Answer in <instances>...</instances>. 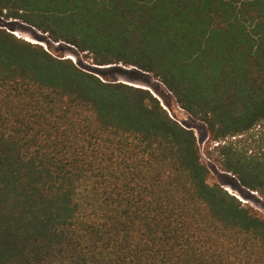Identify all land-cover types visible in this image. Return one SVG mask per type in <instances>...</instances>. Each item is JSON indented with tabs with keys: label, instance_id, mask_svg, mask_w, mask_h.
<instances>
[{
	"label": "trees",
	"instance_id": "trees-1",
	"mask_svg": "<svg viewBox=\"0 0 264 264\" xmlns=\"http://www.w3.org/2000/svg\"><path fill=\"white\" fill-rule=\"evenodd\" d=\"M1 17L50 49L0 26V264H264V215L211 181L195 131L52 43L160 81L264 197V0H0Z\"/></svg>",
	"mask_w": 264,
	"mask_h": 264
},
{
	"label": "rangeland",
	"instance_id": "rangeland-1",
	"mask_svg": "<svg viewBox=\"0 0 264 264\" xmlns=\"http://www.w3.org/2000/svg\"><path fill=\"white\" fill-rule=\"evenodd\" d=\"M0 25L5 26L9 30L13 31L15 35L18 37H22L26 40L32 41L34 43H39L43 45L45 48L50 49L48 45V38L47 40L39 39L34 36L33 31H37L34 27L28 25L27 23L23 22L22 20L18 19H4L3 17L0 18ZM40 36L47 37L46 34L38 31ZM53 45L56 47L53 50L54 53L57 55H64V57L75 58L80 66L94 73L99 74L102 78L107 79H115L124 82H129L131 79H135L136 83L141 84L143 86L144 83L138 81V79L143 80H150L152 82L158 83L166 94V98L170 103V107L165 104L164 98H162V102L165 106L169 109V112L177 118L180 122L184 125L192 128L198 138L199 145L204 152V159L209 164L211 168L212 174V182H219L221 183L229 192L234 193L244 199V202L251 205L255 209H257L262 215H264V197L260 196L257 193H253L248 189L241 186L239 181L230 173L223 172L217 165H215L209 158L206 156V150L209 144H212L208 139V131L207 126L200 120L195 119L188 113H186L182 108H180L175 99H173L171 93L165 88V86L158 80H154L152 76L148 75H141V71L135 70V67H128L122 64H113V65H96L93 63L90 55L86 56L84 53H81L73 46L67 43H57L52 42ZM74 61V60H73ZM154 85V84H153ZM151 86V85H150ZM82 198L84 201H89L90 198H86L87 194L81 192ZM242 201V200H241Z\"/></svg>",
	"mask_w": 264,
	"mask_h": 264
},
{
	"label": "water",
	"instance_id": "water-1",
	"mask_svg": "<svg viewBox=\"0 0 264 264\" xmlns=\"http://www.w3.org/2000/svg\"><path fill=\"white\" fill-rule=\"evenodd\" d=\"M135 69H137V68H135ZM145 73V72H144ZM129 84H132V85H134V86H138V87H143V88H146V89H149L155 96H157L158 98H159V100H161L162 101V98L150 87V86H148V85H146V84H144L143 86H140L141 84H139V83H136V82H128ZM162 104L164 105V107L169 111V109L165 106V104L162 102ZM249 190V189H248ZM249 191H251V190H249ZM252 192V191H251ZM254 193V192H253ZM238 198H239V196H237Z\"/></svg>",
	"mask_w": 264,
	"mask_h": 264
},
{
	"label": "built area",
	"instance_id": "built-area-1",
	"mask_svg": "<svg viewBox=\"0 0 264 264\" xmlns=\"http://www.w3.org/2000/svg\"><path fill=\"white\" fill-rule=\"evenodd\" d=\"M0 26H2V25H0ZM2 27H5V26H2ZM6 28V27H5ZM8 29V28H7ZM9 30V29H8ZM11 31V30H10ZM11 32H13V31H11ZM16 34V33H15ZM73 60H74V62L77 64V65H79L78 64V62H77V60L75 59V58H73ZM85 69V68H84ZM86 71H90V70H88V69H85ZM90 72H93V71H90ZM94 73V72H93ZM94 74H96V75H98V76H100L99 74H97V73H94ZM101 77V76H100ZM102 78V77H101ZM252 192H254V193H257L256 191H252ZM232 194H234V193H232ZM258 194V193H257ZM234 195H236V194H234ZM236 196H238V195H236ZM239 199L240 200H242L243 202H244V199L242 198V197H240L239 196Z\"/></svg>",
	"mask_w": 264,
	"mask_h": 264
}]
</instances>
